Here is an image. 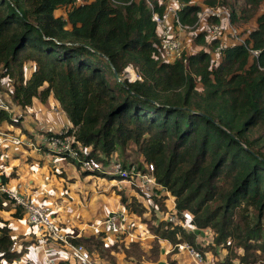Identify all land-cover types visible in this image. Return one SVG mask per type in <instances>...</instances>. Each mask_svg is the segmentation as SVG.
Instances as JSON below:
<instances>
[{
  "label": "trees",
  "instance_id": "16d2710c",
  "mask_svg": "<svg viewBox=\"0 0 264 264\" xmlns=\"http://www.w3.org/2000/svg\"><path fill=\"white\" fill-rule=\"evenodd\" d=\"M166 1L0 0V78L11 79L12 102L24 109L52 95L60 102L73 126V146L89 148L79 151V161L64 155L68 162L79 169L86 161L108 164L113 154L121 157L135 146L143 158L137 167L154 165L178 214L190 213L198 230H213L209 249L228 250L218 264H264V0H202L229 9L238 27L252 19L256 27L242 32L246 44L226 46L217 60L213 52L221 40L207 41L208 32L201 31L196 51L173 63L161 55L150 5L162 12ZM184 1L182 21L194 25L202 5ZM62 8L66 13L58 14ZM129 66L141 79L123 78ZM4 121L21 126L0 111ZM153 198L166 209V195ZM122 203L139 216L147 212L137 197L122 195ZM15 216H22L21 207ZM144 220L157 236L158 252L159 238L196 246L195 233L158 221L154 212ZM11 232L6 222L0 227V264L25 253L14 249ZM70 240L91 250L103 245L94 236ZM126 252L143 254L136 243Z\"/></svg>",
  "mask_w": 264,
  "mask_h": 264
},
{
  "label": "crops",
  "instance_id": "0c3cea01",
  "mask_svg": "<svg viewBox=\"0 0 264 264\" xmlns=\"http://www.w3.org/2000/svg\"><path fill=\"white\" fill-rule=\"evenodd\" d=\"M57 13L65 14L66 8L60 9ZM185 39L190 44L188 39ZM230 43L232 42L227 44ZM196 49L194 43L191 50L195 52ZM213 58L218 59L214 52ZM29 66L31 69L34 68L33 63ZM57 104L58 100L53 95L46 103L35 99L33 105L25 109L26 117L21 123L24 127L18 126L16 130L22 132L27 130L28 132L23 133H27L29 137L33 135L42 137L47 130L60 129L71 123L66 113L53 110ZM2 126L8 129L13 128L14 124L4 122ZM80 170L62 155L48 149L7 146L0 160V176L6 179V183L11 186L21 185L25 195L34 196L50 205L53 219L63 233L76 238L94 236L102 241L103 245L97 248L95 244L93 250L83 245L96 264H193L194 259L187 249L173 245L167 239L159 238V252L158 249H154L157 236L144 220L149 219L147 217L150 213L146 212L143 216L129 213L122 203L121 193L117 188H113L122 183L118 181L114 185L110 181L106 184L92 175L84 178ZM136 190L126 189L125 195L130 200L137 197L144 201L146 208L153 203L151 195L143 191L144 195L141 196V190H138L140 193ZM0 199L2 201L0 227L6 222L12 228L14 249L17 251L25 249L21 258L30 259L35 264H45V258L49 255L59 264H78L69 247L58 241L45 240L27 223L23 212L21 217H16V206L5 198ZM7 204L8 211H5L3 206ZM117 211L130 214L132 228L124 235L106 231L103 225L104 219ZM133 243L141 248L142 256L126 252L128 249L131 250ZM155 255L157 257L153 258ZM3 264L8 262L4 261Z\"/></svg>",
  "mask_w": 264,
  "mask_h": 264
},
{
  "label": "built area",
  "instance_id": "2783aa9c",
  "mask_svg": "<svg viewBox=\"0 0 264 264\" xmlns=\"http://www.w3.org/2000/svg\"><path fill=\"white\" fill-rule=\"evenodd\" d=\"M85 1L86 0H81V2ZM196 2L202 5V9L197 12V21L194 25L185 24L182 21L181 11H183L188 5L184 0H167L162 12L155 11L154 6L150 4L153 9L152 20L157 25L161 55L165 61L173 63L184 59L186 55L193 53L190 44L186 42L185 35L187 31L195 29L198 26H206L204 30H207L208 32L207 41H212L216 38L221 40L220 45L217 46L216 51L214 52L217 57L228 45L246 44L245 36L231 22L230 12L228 10H222L224 7L206 6L203 4L202 0H193V3ZM209 19H217L218 22L213 21L211 23L209 22ZM200 32L201 31L198 33ZM198 33H195V35ZM230 36L235 39L232 43L227 44V38ZM251 52L254 55L259 54V51L257 50L251 49ZM132 75H134V79ZM123 78L128 79L131 82L141 79L133 66H129L124 70ZM0 83L8 85L9 88L8 92L2 91L0 88V111L8 113L13 120H20L22 123L26 117L25 109L12 102L11 92L13 91V85L11 79L9 77L0 78ZM58 103L59 104L53 107V110L55 112L60 111L66 113L59 101ZM4 122L7 123L8 121ZM2 123L0 122V160L2 159L4 149L7 146H23L38 150L48 149L57 152L63 157L64 155H69L78 161L80 157L79 151H83L84 149L86 150L85 152H87L89 150V148H83L80 143L77 147L73 146L75 137L69 134V131L73 128L71 123L64 125L60 129L47 130L42 137L35 136L33 140H31L30 137H27L22 131L15 130L14 127L4 129ZM114 155H116V153L112 155L108 164L86 161L84 162L81 171H85L86 169L105 171L109 175L118 176L117 180L119 183H122L123 188H125L126 185L129 187L135 186L136 189L141 190V192L144 191L149 195L157 194L156 191L158 190L162 191L160 195L157 194L156 196L160 198L163 195H166L164 203L169 211H160V214L162 216L164 215V218L161 220L171 223L173 227L182 226L183 223L179 222L176 198L157 182L154 176V165L151 163H145V170H141L135 165H123L119 160L118 154L117 156ZM0 198L9 200L17 209L21 207L27 223L31 225L38 234L42 235L45 240L50 239L58 241L69 247L73 251L78 264H96L85 246L72 243L70 237L74 238V236L62 232L53 219L51 206L43 201H39L34 196L25 195L22 192L21 185L11 186L6 182H3V177L0 176ZM149 206H147V212L151 214L152 211ZM129 213L132 214L134 212L130 211ZM130 214L124 213V211L113 212L103 221L106 231L116 232L119 235L126 234L127 230L132 228ZM176 246L187 249L194 259L193 264H208L204 254L188 242L179 243L176 244ZM12 264L35 263L30 259L23 257L14 260ZM45 264H59V262L47 255L45 258Z\"/></svg>",
  "mask_w": 264,
  "mask_h": 264
},
{
  "label": "rangeland",
  "instance_id": "374dc122",
  "mask_svg": "<svg viewBox=\"0 0 264 264\" xmlns=\"http://www.w3.org/2000/svg\"><path fill=\"white\" fill-rule=\"evenodd\" d=\"M240 1H242V0H240ZM243 5H244V2H243ZM222 10H228L230 12V10L227 9V8H223ZM262 10H264V4L261 7V11ZM233 25L236 28H238L241 31V33H242L245 29H252V28L256 27V20H254V19L250 20L246 25H243L242 28L236 26L235 24H233ZM205 27L206 26H198L197 28L191 29V30L186 32L185 37L190 42V46L191 47L194 48L195 33H198L199 31H203L205 29ZM244 36H246V35L244 34ZM234 39L235 38L230 36V37L227 38V42H233ZM33 69H34L33 67L31 69L30 66H27V75L28 76L31 75V73L33 72ZM0 88H1L2 91H6V92H8V90H9L8 85H5V84L3 85L2 83H0ZM21 127H24L23 124H21ZM14 128L16 130V128H18V126L14 125ZM23 132H28V131L27 130L26 131L23 130ZM26 136H28V135H26ZM34 137H35L34 135L30 136V139L33 140ZM79 149H80V147H79ZM83 151H86V150L83 149ZM119 160L121 162H127V164H134L137 167L140 163H142L143 158L137 152L136 147L132 146L131 148H129V150L126 152L125 155L119 157ZM143 170H145V164H144V169ZM81 173L84 175V178H87L88 175H92V176H95V178H97L98 180L105 181L106 184L109 183L110 181H112L114 183V185H116L118 183L117 179H110L108 177H103L102 178V176L99 177V175H95V174L86 175V174H84L83 171ZM128 185H130V184H128ZM122 186L123 185H119V186H116V187H113V188H117L118 192H120L121 195H125V193H126L125 190L129 189V188H133L134 190H136V187L135 186L133 187L132 185H131L132 187H129V186L126 185L125 188H122ZM119 188L120 189L122 188V190H120ZM136 192H139V191L136 190ZM156 192H157L158 195H160L162 191L158 190ZM140 194H141V196H142V194L144 195L143 192H141ZM157 194L155 193V194H153L151 196L154 197ZM152 200H153L154 203L151 202L152 204L149 206L150 210L152 211V213L147 218H149L148 220H150V219L152 220L153 219V212H154V214L157 216V220L160 221L161 219L164 218V215L162 216L160 214V211H169L168 207L164 203V205L166 206V209L163 210V209H161V207L159 205H157V203L155 202L154 198ZM8 207H9V205L7 204V205H5V207L3 206V209L5 211H8ZM153 209H155L156 213H155V211ZM191 220H192V215L190 213H188V212L182 213L181 216L179 215V222L183 223V225H182L183 227L182 226H180V227L186 229L188 233H195L196 234V241H195L196 246H195V248H197V250L200 251V249L197 246L203 247V250L201 252L204 254V257H205L206 261L208 262V264H218V263L223 262L225 260L226 256H227V254H228V250L227 249H225V248H223L221 246L220 247L219 246H214V247H216L215 250L214 249L213 250L209 249L210 246L212 245V243L214 244V241H215V233L213 232V230H211V229L198 230L195 226H193L191 224ZM240 252H243V250H241ZM234 264H239V262H235Z\"/></svg>",
  "mask_w": 264,
  "mask_h": 264
},
{
  "label": "bare ground",
  "instance_id": "6f19581e",
  "mask_svg": "<svg viewBox=\"0 0 264 264\" xmlns=\"http://www.w3.org/2000/svg\"><path fill=\"white\" fill-rule=\"evenodd\" d=\"M133 76V79H134V75H132Z\"/></svg>",
  "mask_w": 264,
  "mask_h": 264
}]
</instances>
